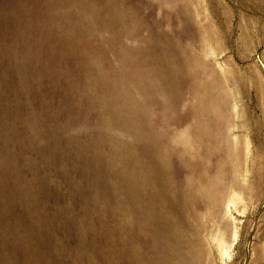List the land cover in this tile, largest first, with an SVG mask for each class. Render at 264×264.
Here are the masks:
<instances>
[{"label":"rangeland","instance_id":"1","mask_svg":"<svg viewBox=\"0 0 264 264\" xmlns=\"http://www.w3.org/2000/svg\"><path fill=\"white\" fill-rule=\"evenodd\" d=\"M264 0H0V264H264Z\"/></svg>","mask_w":264,"mask_h":264},{"label":"water","instance_id":"2","mask_svg":"<svg viewBox=\"0 0 264 264\" xmlns=\"http://www.w3.org/2000/svg\"><path fill=\"white\" fill-rule=\"evenodd\" d=\"M264 68V67H263Z\"/></svg>","mask_w":264,"mask_h":264}]
</instances>
